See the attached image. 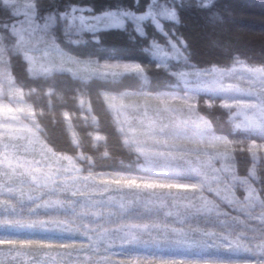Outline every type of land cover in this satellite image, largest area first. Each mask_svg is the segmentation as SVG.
Returning <instances> with one entry per match:
<instances>
[{
	"label": "snow or ice",
	"instance_id": "obj_1",
	"mask_svg": "<svg viewBox=\"0 0 264 264\" xmlns=\"http://www.w3.org/2000/svg\"><path fill=\"white\" fill-rule=\"evenodd\" d=\"M4 2L0 264H264V17Z\"/></svg>",
	"mask_w": 264,
	"mask_h": 264
},
{
	"label": "trees",
	"instance_id": "obj_2",
	"mask_svg": "<svg viewBox=\"0 0 264 264\" xmlns=\"http://www.w3.org/2000/svg\"><path fill=\"white\" fill-rule=\"evenodd\" d=\"M100 5L105 0H96ZM218 8L228 20H234L237 24H256L259 25L261 18L264 17V0H218ZM194 43L204 57L208 56V50L202 46L199 35L193 29ZM107 41L116 44L122 43L117 34H110ZM241 47L245 48L249 54L259 56L261 46L259 40L251 39L246 35H241L239 39Z\"/></svg>",
	"mask_w": 264,
	"mask_h": 264
},
{
	"label": "rangeland",
	"instance_id": "obj_3",
	"mask_svg": "<svg viewBox=\"0 0 264 264\" xmlns=\"http://www.w3.org/2000/svg\"><path fill=\"white\" fill-rule=\"evenodd\" d=\"M9 16V7L5 4L4 0H0V23H3ZM109 43L116 44L112 41Z\"/></svg>",
	"mask_w": 264,
	"mask_h": 264
}]
</instances>
